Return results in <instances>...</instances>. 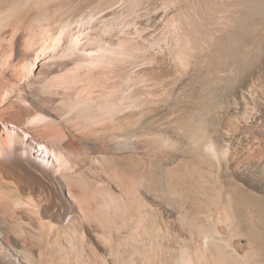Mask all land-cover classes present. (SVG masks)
<instances>
[{
  "label": "bare ground",
  "instance_id": "6f19581e",
  "mask_svg": "<svg viewBox=\"0 0 264 264\" xmlns=\"http://www.w3.org/2000/svg\"><path fill=\"white\" fill-rule=\"evenodd\" d=\"M38 1L0 0V264H36L32 239L64 253L55 264H85V227L108 250L88 264H264V92L243 86L226 132L193 118L178 123L186 140L155 130L142 116L173 87L165 51L84 48L54 26L77 0L26 16ZM137 53L140 75L81 85Z\"/></svg>",
  "mask_w": 264,
  "mask_h": 264
},
{
  "label": "rangeland",
  "instance_id": "374dc122",
  "mask_svg": "<svg viewBox=\"0 0 264 264\" xmlns=\"http://www.w3.org/2000/svg\"><path fill=\"white\" fill-rule=\"evenodd\" d=\"M63 1L67 0H39L34 6L26 7L24 12H27L26 16L34 12L42 15L46 7L56 10ZM77 2V15L71 10L62 13L54 26L57 31L65 27L72 33L77 32L84 48L127 47L135 51L147 50L149 53L165 51V63L158 70L167 72L173 87L160 99L159 104L147 107L154 108L148 116H142L145 124L152 122L150 126L155 130L163 129L172 135L178 133L180 139L186 140L188 136L178 129V123L184 118H193L197 129L208 126L226 132L227 128L236 126L231 115L238 109L243 86L252 84L257 91L264 92V0ZM213 50L217 52L218 58L212 54ZM180 51L192 53L191 66L180 69L176 65L175 54ZM142 58L137 53L136 58H127V63L121 60L111 65L113 68L90 70L88 75H82L81 85L90 84L94 94L101 90L107 93L126 76L138 72L140 75L141 70H148V65H140ZM209 60L215 64L208 67ZM23 70L27 76L33 72L31 67ZM84 80L89 82L85 81V84ZM206 84L212 89L206 91L203 87ZM110 96L113 100L117 98L116 94ZM85 233L86 241L80 245L84 254L83 263L88 264L95 253L101 254L103 258L106 256L108 260L104 242L94 237L92 229L85 227ZM68 239H63L60 244L66 251L69 250L68 245L76 242L74 237ZM38 241L32 239L29 243L33 263L55 264L57 260L59 263L63 261L64 253L57 246ZM31 246L34 248L31 249ZM70 260L69 264H73L72 258Z\"/></svg>",
  "mask_w": 264,
  "mask_h": 264
}]
</instances>
